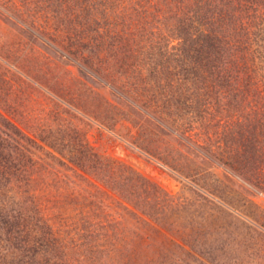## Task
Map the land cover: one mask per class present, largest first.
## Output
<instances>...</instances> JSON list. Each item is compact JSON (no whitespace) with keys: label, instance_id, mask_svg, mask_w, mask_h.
Masks as SVG:
<instances>
[{"label":"trees","instance_id":"1","mask_svg":"<svg viewBox=\"0 0 264 264\" xmlns=\"http://www.w3.org/2000/svg\"><path fill=\"white\" fill-rule=\"evenodd\" d=\"M44 1L45 9L55 14L52 17L56 28L67 34L68 52L103 79L104 86H110L113 93H123L124 110L105 98L102 110L110 108L138 125L149 136L144 140L146 149L160 143V133L183 142L187 139L191 144L188 150L197 159L205 158L198 148L204 152L213 148L214 161L264 193V0H188L180 14L175 15L177 19H170L166 32L152 30L147 23L150 15H145L147 7L159 0ZM180 2L183 1L171 0L172 5ZM21 4L31 6L26 10L34 12L27 15L32 18L30 22L22 21L29 27L37 26L34 19L40 8L38 0H22ZM133 16L136 20L141 16L134 26ZM48 19L51 17L42 21ZM98 114L96 118L103 116ZM148 125L155 127L154 132L147 129ZM68 130L61 126L55 131L56 143L50 148L56 154L52 158L64 164L63 152L68 150L76 154L75 159L71 157L74 164L92 161L99 168L95 161L102 160L103 164L104 158L91 151L85 136L80 139L77 127ZM41 141L37 142L0 113V264H9L4 258L9 253L17 259L14 264H57L54 256L58 254L53 251L56 247L64 248L67 231L62 232L59 227L53 231L44 213L33 217L20 203L22 200H14L22 199L21 195L28 192L24 185L36 179L35 168L46 163L34 153L36 149L43 150L45 141ZM169 147L168 153L176 154L178 148L171 144ZM181 156L189 164L179 158L166 163L190 177L195 173L190 168L195 160L184 153ZM124 169L127 175L132 170L129 166ZM133 177L138 182H148L135 171L129 179ZM117 178L115 174L113 180ZM135 184L130 187H137ZM156 187L151 186L154 195L151 192L143 198H151L148 205L153 204L159 226L165 227V217L172 213L175 219L187 218L178 210L186 208V203L180 201L177 206L172 203L177 197ZM166 198L171 203L164 202ZM69 225L75 231L73 242L69 241L71 247H77L79 240L84 246L101 244L103 225L97 228L93 221H86L85 228L82 226L86 235L79 232V223ZM199 242L195 238L191 247L202 253ZM175 246L186 251L178 243ZM173 253H160L161 263L185 264ZM187 254L193 257L188 250Z\"/></svg>","mask_w":264,"mask_h":264},{"label":"rangeland","instance_id":"2","mask_svg":"<svg viewBox=\"0 0 264 264\" xmlns=\"http://www.w3.org/2000/svg\"><path fill=\"white\" fill-rule=\"evenodd\" d=\"M159 1L145 8V15H150L147 23L152 30L166 32L170 19H177L175 15L188 0L178 5H172L171 0ZM21 2L0 0V113L37 142L45 141L43 150L34 153L46 163L35 168L36 179L24 185L28 192L21 195L22 199L14 200H22L20 203L33 217L44 213L53 231L58 227L67 231L64 248L53 251L58 254L54 256L57 264H162L159 254L169 250L185 264H264V193L260 188L214 161L213 148L207 152L198 148L205 158L197 159L190 154L187 139L183 142L160 133V143L146 149L144 140L149 136L138 125L110 108L102 110L104 98L124 110L123 93H113L110 86H104L103 79L68 52L67 34L56 28L55 14L45 9V1L38 0L40 8L34 19L37 26L33 27L28 26L32 18L27 15L34 12H28L26 8L31 6ZM46 16L51 20L42 21ZM139 20L133 16V26ZM98 113H103V118H96ZM61 126L66 131L77 127L80 139L85 136L91 151L102 156L104 163L95 161L99 168L92 161L74 164L76 154L68 150L63 152L64 158L59 156L64 164L54 160L56 152L50 145L56 143L53 135ZM154 128L147 127L152 132ZM170 144L178 148L172 156L168 153ZM199 144L204 145L202 141ZM183 153L195 160L190 167L195 173L190 177L166 163L179 158L189 164ZM123 166L132 168L129 175L135 171L148 184L135 177L129 179ZM115 174L119 177L116 181ZM132 184L138 186L131 188ZM152 185L179 197L172 201L177 206L186 203V208L178 210L187 218L175 219L172 213L165 217L166 226L160 227L153 204L148 205L151 198H143L155 194ZM164 202L171 200L166 198ZM88 220L97 228L103 225L101 244L84 246L79 240L77 247H71L69 241L74 239L75 231L69 223H79V232L86 235L83 228ZM195 238L201 240L204 252L192 249ZM4 258L9 264L17 262L11 253Z\"/></svg>","mask_w":264,"mask_h":264}]
</instances>
